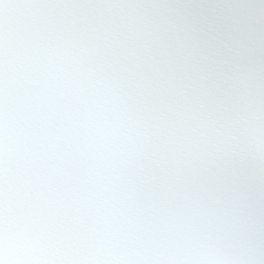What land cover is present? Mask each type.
I'll return each mask as SVG.
<instances>
[{
  "label": "clouds",
  "instance_id": "obj_1",
  "mask_svg": "<svg viewBox=\"0 0 264 264\" xmlns=\"http://www.w3.org/2000/svg\"><path fill=\"white\" fill-rule=\"evenodd\" d=\"M0 264H264V0H0Z\"/></svg>",
  "mask_w": 264,
  "mask_h": 264
}]
</instances>
